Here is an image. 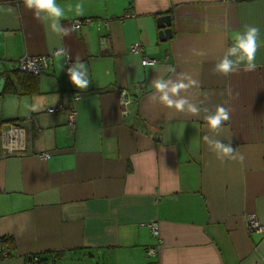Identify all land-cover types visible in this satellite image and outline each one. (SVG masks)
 Masks as SVG:
<instances>
[{
  "label": "crops",
  "instance_id": "crops-1",
  "mask_svg": "<svg viewBox=\"0 0 264 264\" xmlns=\"http://www.w3.org/2000/svg\"><path fill=\"white\" fill-rule=\"evenodd\" d=\"M57 2L66 27L85 17L107 24L57 36L23 0H0V9H15L0 11V249L10 254L0 264H25L30 254L47 264H264V234L247 231L251 213L264 223V46L254 72L212 71L245 24L260 27L264 39V0ZM127 11L134 16L122 18ZM163 14L172 31L165 41L157 26ZM137 41L161 72L128 52ZM62 46L71 63L77 55L86 63L87 90L70 82L65 58L55 55ZM24 55H49L50 69L40 75L11 70ZM169 66L201 82L188 93L194 102L231 108L217 138H231L236 160H218L204 143V113L149 102L153 79L175 78ZM12 125L19 139L8 155ZM152 221L160 248L148 256L157 243Z\"/></svg>",
  "mask_w": 264,
  "mask_h": 264
},
{
  "label": "clouds",
  "instance_id": "clouds-1",
  "mask_svg": "<svg viewBox=\"0 0 264 264\" xmlns=\"http://www.w3.org/2000/svg\"><path fill=\"white\" fill-rule=\"evenodd\" d=\"M23 4L25 10L31 12L33 18L49 32L64 37L75 30L74 26L66 27L63 25L65 10L57 0H23ZM0 11L12 14L15 9L8 7L7 9H0ZM76 11L77 15H82V6L77 5ZM231 39V45L225 48L222 57L214 64L213 73L228 77L241 71L246 73L256 71L258 67L256 55L258 50L264 46L260 27L245 24L243 29L235 32ZM197 54L204 55L203 52ZM55 55L69 58V52L64 46L59 47ZM144 66L152 68L157 73L162 71L154 63L147 61ZM167 72L175 74V78H165L164 75H158L153 79L151 81L153 91L148 97L149 102L192 116H199L204 113L203 119L207 130L206 134L203 135L204 143L218 160H236L239 153L231 146V138L228 140L229 143H224L217 138L224 129L225 123L231 119V108L215 105L213 110L204 106L205 101L194 102L189 98L188 93L191 89L199 88L201 82L188 73H176L175 68L171 66L168 67ZM66 74L77 89L87 90L89 88L91 81L88 77V68L86 63L81 61L79 55L67 67ZM32 110H36L35 107ZM208 133H212V135Z\"/></svg>",
  "mask_w": 264,
  "mask_h": 264
},
{
  "label": "built area",
  "instance_id": "built-area-1",
  "mask_svg": "<svg viewBox=\"0 0 264 264\" xmlns=\"http://www.w3.org/2000/svg\"><path fill=\"white\" fill-rule=\"evenodd\" d=\"M134 16L133 12H125L122 18H127V17H132ZM72 26L74 28L78 29L82 26H94L96 29H100L102 26L107 24L106 20L99 19V18H90V17H85V18H77L71 21ZM106 42H108V39H106ZM57 50V49H56ZM55 50V52H56ZM128 52L131 54H136L141 56V64L144 66L145 62L149 63H156L157 60L152 57H147L144 55V46L142 45L141 42H133L129 48ZM66 60V65L67 67L70 66L71 61L70 57H64ZM9 67L11 70H18V71H23V72H28L34 75H40L45 72H47L50 69V56L49 55H24L21 56L19 59L15 60L14 62H11L9 64ZM79 94H76L74 97V100L79 99ZM120 102L121 105L125 108V106L128 104L129 99L125 95V91L122 90L120 91ZM62 106L58 104L55 107H48L47 111L48 112H53L57 109H60ZM69 116H70V124L72 125L74 122V116H75V110L74 107L71 105L69 109ZM18 127L15 125H12L9 127L7 130L8 135L7 139L10 142V145L5 146V153L10 155L15 151L14 146L12 145L16 140L18 141L19 139V131ZM18 132V133H17ZM16 134V135H15ZM44 157H48V153L42 154ZM151 233L153 236L157 238V243L153 246H150L147 250L148 256H153L158 253V250L160 248V232H159V227L158 224L155 221L149 222L148 224ZM247 231L249 233H260L264 234V223H261L255 214H249L247 216ZM9 252L6 249H0V259L2 258H7L9 257ZM46 262L45 259H42L38 254H30L25 256V264H43Z\"/></svg>",
  "mask_w": 264,
  "mask_h": 264
},
{
  "label": "water",
  "instance_id": "water-1",
  "mask_svg": "<svg viewBox=\"0 0 264 264\" xmlns=\"http://www.w3.org/2000/svg\"><path fill=\"white\" fill-rule=\"evenodd\" d=\"M157 26L159 27V38L162 41L170 39L172 31L170 28V16L168 14H163L157 17ZM0 73L2 74V68L0 67ZM4 82V76L0 77V86Z\"/></svg>",
  "mask_w": 264,
  "mask_h": 264
},
{
  "label": "rangeland",
  "instance_id": "rangeland-1",
  "mask_svg": "<svg viewBox=\"0 0 264 264\" xmlns=\"http://www.w3.org/2000/svg\"><path fill=\"white\" fill-rule=\"evenodd\" d=\"M97 262H99L98 259H94L92 262H89V259H80L79 261H73V260H70V261H67V262H64L63 264H97ZM44 264H47V263H44Z\"/></svg>",
  "mask_w": 264,
  "mask_h": 264
},
{
  "label": "trees",
  "instance_id": "trees-1",
  "mask_svg": "<svg viewBox=\"0 0 264 264\" xmlns=\"http://www.w3.org/2000/svg\"><path fill=\"white\" fill-rule=\"evenodd\" d=\"M34 75V74H33ZM7 80H9V79H7ZM7 241H9V238L8 237H3V238H1V242L2 243H6Z\"/></svg>",
  "mask_w": 264,
  "mask_h": 264
}]
</instances>
